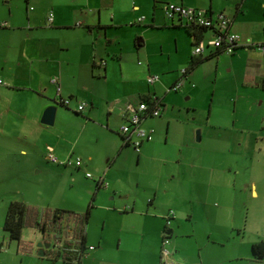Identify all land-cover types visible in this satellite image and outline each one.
Returning a JSON list of instances; mask_svg holds the SVG:
<instances>
[{
  "label": "crops",
  "instance_id": "1",
  "mask_svg": "<svg viewBox=\"0 0 264 264\" xmlns=\"http://www.w3.org/2000/svg\"><path fill=\"white\" fill-rule=\"evenodd\" d=\"M166 2L205 8L212 13L222 11L230 18L229 30L240 35L242 45L223 57V69L233 73L240 81L237 85H246L256 99L264 102V50L258 47L264 43V0H0V77L4 82L0 84V98L9 100V106L13 101L21 104L22 113L32 97H43L52 105L69 98L65 106L69 109L85 101L86 106L80 112L84 114L83 125L97 127L99 132L93 133L103 139L101 155L107 166L96 170L98 177L107 178L108 183L100 184L98 177L93 184L88 182L94 191L86 207L89 214L85 247L93 264H160L164 231L173 251L171 258L177 264H207L202 257L194 262L178 260L176 253L183 254L184 245L180 240L183 235L174 228V223L182 218L172 201L176 167L169 168L166 157H157L156 142L163 126L169 129L170 123L177 120L172 116L171 106L179 93L169 101L164 98L172 93L170 86L181 79L177 90L184 86V92L191 94L195 88L191 79L199 76L197 68L213 60L217 71L222 60L219 55L224 52L207 47L201 56L205 59L182 75L183 67L180 73L176 71L180 68L178 64L188 68L193 56L184 40L182 47L176 43L173 50H168L169 57L172 52L178 53L179 62L173 69L159 68L156 69L159 73H154L147 59L149 55L142 49L145 41L139 34H146L148 28L180 29L183 34L185 30L178 17L165 15ZM185 33L193 44L192 36L186 30ZM164 46L161 39V52ZM143 53L145 63L139 59ZM151 73L159 77L149 84L146 77ZM53 78H57L56 82ZM146 95L158 97L160 112L143 119L141 125L150 131L151 138L142 141L136 159L137 165L142 162L152 173L141 169L129 179L115 167L125 147L130 145L122 141L118 129L126 121L123 114L126 104H135ZM69 155L76 156L70 152L65 158ZM88 158L93 161V155ZM147 158L154 159L146 165ZM86 165L82 159L80 166H72L82 169ZM248 185L253 186L254 182ZM99 195L100 201L94 202ZM94 203L103 215L99 234L89 237L86 224ZM171 209L174 213L166 226L165 215ZM90 245L94 248L88 249ZM220 257H213L208 263L220 264Z\"/></svg>",
  "mask_w": 264,
  "mask_h": 264
},
{
  "label": "rangeland",
  "instance_id": "2",
  "mask_svg": "<svg viewBox=\"0 0 264 264\" xmlns=\"http://www.w3.org/2000/svg\"><path fill=\"white\" fill-rule=\"evenodd\" d=\"M145 32L139 36L145 41L142 49L149 55L154 73H159V68L173 69L179 62L178 53L168 56L176 43L182 47L185 40L192 50L185 30L186 37L180 29L148 28ZM161 39L165 42L163 52L159 48ZM145 53L139 59L144 60ZM227 54L219 55L222 60L217 71L213 60L197 68L199 76L191 79L195 83L191 94H186L183 86L164 97L169 101L179 93L171 106L177 120L159 132L156 155L166 157L169 168L176 167L172 201L182 218L174 228L183 235L180 240L184 245L183 254L176 253L178 260L194 262L202 257L210 264L209 259L221 255L220 264H264V257L256 262L251 255V243L264 238V102L256 99L246 85H237L240 81L223 69ZM184 65L178 64L176 71L180 73ZM8 103L0 98V264H65L61 256L56 258L53 243L57 239L52 227L40 230L27 224L20 243L9 238L3 228L8 203L21 200L40 210L60 207L84 211L94 191L88 182L91 185L98 177L96 169L107 166L101 155L103 139L93 133L99 132L97 127L83 125L84 114L75 112L76 108H66L56 101L54 123L49 125L40 122L44 109L52 105L43 97L28 99L25 113L16 101L10 106ZM49 151L60 160L72 152L87 165L76 169L48 161L45 154ZM136 154L132 145L126 146L116 161L117 172L129 179L141 169L152 173L142 162L137 165ZM153 159H145V164ZM86 171L91 178L85 176ZM251 181L254 185L249 187ZM100 195L94 202L100 201ZM102 215V209L94 203L86 224L89 237L99 234ZM40 241L51 243L44 248V255L38 254ZM88 254L85 247L81 264H93Z\"/></svg>",
  "mask_w": 264,
  "mask_h": 264
},
{
  "label": "built area",
  "instance_id": "3",
  "mask_svg": "<svg viewBox=\"0 0 264 264\" xmlns=\"http://www.w3.org/2000/svg\"><path fill=\"white\" fill-rule=\"evenodd\" d=\"M163 10L168 18L178 17L184 25L190 27L192 32V55L195 57L202 56L207 47L215 48L219 52L232 53L234 49L240 45L241 37L238 33L230 31V18L222 11L212 13L205 8L184 5L176 2H166L163 5ZM51 19V16L49 17ZM141 19V18H140ZM206 32L210 36H206ZM258 47L264 50V43L258 44ZM181 73H186V67H183ZM158 74H148L146 79L149 84L158 79ZM57 78H53L56 82ZM182 80L179 79L170 86L171 90L180 88ZM4 83L0 77V84ZM60 87L57 85V90ZM64 106H67L70 99H60ZM152 103L141 99L137 103H128L123 110L126 121L121 123L118 131L124 137V141L133 146L136 152L140 151V146L143 140L150 139V131L144 128L141 123L147 116H157L160 112L159 99L155 96L151 97ZM86 102L81 101L76 108V111L82 112L85 108ZM48 161L69 165L80 166L82 158L80 156H67L64 159H58L57 156L49 151L45 154ZM87 177H91L90 172L85 173ZM99 183L106 186L107 181L103 176L98 177ZM173 210H169L166 217V226L170 223V218L173 216ZM168 234L164 231L160 241V264H177L172 258V249L169 246ZM60 244V242H57ZM94 248L93 245L88 246V249Z\"/></svg>",
  "mask_w": 264,
  "mask_h": 264
},
{
  "label": "trees",
  "instance_id": "4",
  "mask_svg": "<svg viewBox=\"0 0 264 264\" xmlns=\"http://www.w3.org/2000/svg\"><path fill=\"white\" fill-rule=\"evenodd\" d=\"M189 35L192 36L190 27L182 24ZM205 58L201 56H191L190 64L186 67V72L196 66ZM183 75V74H182ZM151 95H146L142 99L152 103ZM157 97V96H156ZM158 98V97H157ZM62 104L61 101H59ZM159 103L161 104L160 100ZM63 105V104H62ZM80 113V112H79ZM122 139L124 137L120 134ZM124 141V140H123ZM89 207L84 212H76L60 207L36 209L21 200H11L6 210L3 228L8 232L10 239H15L20 243L22 229L30 224L40 230L52 227L55 230V238L60 244H57L56 258L62 256L66 263L79 264L82 258V252L85 248V223L88 218ZM53 225L56 228H53ZM71 234V235H70ZM2 242H0V249ZM63 250L65 253H61ZM252 255L256 259L264 257V238L251 244ZM77 252V253H76ZM46 254V249H44ZM74 254V256H73ZM74 259L73 261L71 260Z\"/></svg>",
  "mask_w": 264,
  "mask_h": 264
},
{
  "label": "water",
  "instance_id": "5",
  "mask_svg": "<svg viewBox=\"0 0 264 264\" xmlns=\"http://www.w3.org/2000/svg\"><path fill=\"white\" fill-rule=\"evenodd\" d=\"M55 112H56V106L55 105H49L47 106L40 118V122L44 124H53L54 123V117H55ZM199 138V131H197V139ZM51 245L50 242L46 241H40L38 242V254L39 255H44V248L49 247Z\"/></svg>",
  "mask_w": 264,
  "mask_h": 264
}]
</instances>
